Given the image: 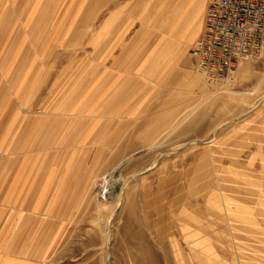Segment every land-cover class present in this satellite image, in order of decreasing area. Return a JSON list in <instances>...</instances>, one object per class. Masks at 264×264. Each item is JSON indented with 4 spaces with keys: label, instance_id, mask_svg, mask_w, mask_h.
<instances>
[{
    "label": "rangeland",
    "instance_id": "1",
    "mask_svg": "<svg viewBox=\"0 0 264 264\" xmlns=\"http://www.w3.org/2000/svg\"><path fill=\"white\" fill-rule=\"evenodd\" d=\"M176 1L0 0V117L36 114L54 89L82 84L99 60L89 39L68 41L94 10L93 24L114 25L132 2L137 22L179 44L201 0L163 16ZM192 70L157 86L42 264H264V47L226 85Z\"/></svg>",
    "mask_w": 264,
    "mask_h": 264
},
{
    "label": "crops",
    "instance_id": "2",
    "mask_svg": "<svg viewBox=\"0 0 264 264\" xmlns=\"http://www.w3.org/2000/svg\"><path fill=\"white\" fill-rule=\"evenodd\" d=\"M181 1L167 3L163 16L177 7L181 14ZM204 5L201 0L183 20L179 44L137 22L132 2L118 8L122 20L114 25L93 24L94 10L68 41L89 39L90 58L99 60L84 71L82 84L64 93L54 89L36 114L0 117V264H42L86 187L104 170L105 157L155 101L157 86L172 75L191 76L189 50Z\"/></svg>",
    "mask_w": 264,
    "mask_h": 264
},
{
    "label": "built area",
    "instance_id": "3",
    "mask_svg": "<svg viewBox=\"0 0 264 264\" xmlns=\"http://www.w3.org/2000/svg\"><path fill=\"white\" fill-rule=\"evenodd\" d=\"M264 47V0H206L190 48L194 72L210 85L231 83L240 62Z\"/></svg>",
    "mask_w": 264,
    "mask_h": 264
},
{
    "label": "water",
    "instance_id": "4",
    "mask_svg": "<svg viewBox=\"0 0 264 264\" xmlns=\"http://www.w3.org/2000/svg\"><path fill=\"white\" fill-rule=\"evenodd\" d=\"M117 188V187H116Z\"/></svg>",
    "mask_w": 264,
    "mask_h": 264
}]
</instances>
